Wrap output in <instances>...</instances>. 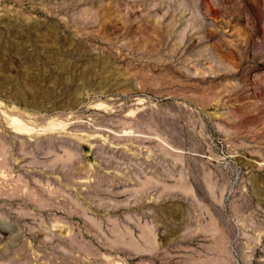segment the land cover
<instances>
[{"label":"rangeland","instance_id":"1","mask_svg":"<svg viewBox=\"0 0 264 264\" xmlns=\"http://www.w3.org/2000/svg\"><path fill=\"white\" fill-rule=\"evenodd\" d=\"M0 264H264V0H0Z\"/></svg>","mask_w":264,"mask_h":264}]
</instances>
